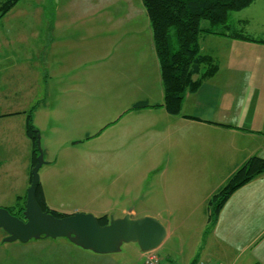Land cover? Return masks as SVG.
Here are the masks:
<instances>
[{"label":"crops","instance_id":"0c3cea01","mask_svg":"<svg viewBox=\"0 0 264 264\" xmlns=\"http://www.w3.org/2000/svg\"><path fill=\"white\" fill-rule=\"evenodd\" d=\"M44 4L28 9L32 22L25 21L37 32L35 53L0 57V202L6 203L1 208L26 206L33 170L26 134L31 116L39 133L51 124V131L65 137L58 155L55 146L47 153V178L53 174L71 184L74 175L95 177L101 169L99 175L122 184L112 198L133 208L125 206L114 219L154 218L169 225V241L177 236L183 247L192 241L188 255L169 248V264H264V175L238 190L209 230L212 198L248 160H264V39L231 33V26L230 35L251 41L203 35L201 52L215 60L218 71L186 96L175 117L164 107L161 68L142 0ZM49 70L56 96L53 106H44ZM115 87L131 105L84 104L86 96ZM139 103L150 107L133 110ZM84 140L99 146L86 155L85 174L76 170V153L68 147ZM111 195L114 190L107 201ZM192 224L198 225L199 238L190 234ZM143 261L144 254L139 264Z\"/></svg>","mask_w":264,"mask_h":264},{"label":"rangeland","instance_id":"374dc122","mask_svg":"<svg viewBox=\"0 0 264 264\" xmlns=\"http://www.w3.org/2000/svg\"><path fill=\"white\" fill-rule=\"evenodd\" d=\"M8 0H0V8ZM46 0H19L18 3L9 11L2 20H0V57L9 56L15 58L25 55L31 56L37 49V32L34 27L29 28L25 25V21L32 22V14L27 13L29 10L43 7ZM50 6L52 0H49ZM1 15V13H0ZM22 24V27L17 26ZM229 27L231 26V33H243L255 39H264V0L253 3L249 8L232 13L230 16ZM203 27H208L204 24ZM215 39V36H211ZM215 42V41H212ZM204 47V46H203ZM204 49H207L206 46ZM223 50V48H222ZM9 65V64H7ZM33 79V78H32ZM52 71L49 70L46 74L45 83V103L44 106H53L55 102V93L52 88ZM38 82V76L34 80ZM83 96H79V101ZM86 102L94 106H124L131 105V101L120 93L118 88L104 89L103 93L95 92L90 96H86ZM68 100V99H67ZM69 102V100H68ZM67 102V103H68ZM39 105V104H38ZM51 125V124H50ZM43 132H40V145L43 153L44 165L39 172L40 183L44 184L47 190L48 203L54 210L64 215L85 214L92 215L99 218L102 213H110V219L120 217L122 209L126 206L128 211L133 208L127 202L117 203L115 198L118 196L122 184L117 185L115 177H104L98 174L101 169L97 170L95 177H88L85 175H74L71 184H64L63 178L60 182L53 174H49L47 178V153L55 148L54 154H59V149L62 147L60 140L64 139V134L51 131L49 126ZM75 139V138H73ZM86 140L77 145H69L72 152L76 153L77 164L76 170L79 173L87 171V157L92 154L96 148L85 145ZM55 146V147H54ZM53 154V155H54ZM18 171L14 170V180L20 181ZM12 175V174H11ZM11 181V178L10 180ZM11 184L8 183L7 187ZM72 188V190H65ZM114 190V196L111 195V202L107 201L109 192ZM105 192L107 194H105ZM1 193V189H0ZM5 202H0L5 205ZM116 206L111 208V206ZM139 211V210H138ZM142 211V210H141ZM160 211L165 212L166 209ZM115 218V219H116ZM161 222V221H160ZM162 223V222H161ZM169 229V225H165ZM193 229L191 235L194 234L199 238V234L195 229L199 228L197 224H192ZM184 235V231H181ZM195 232V233H194ZM182 235V234H181ZM7 234L0 229V264H139L143 253L136 244L123 246L121 252L115 255H96L91 252L84 251L66 239L50 240L42 239L40 241H32L29 244H21L19 242L13 244L5 243ZM183 247L181 241L177 238L169 241V237L165 244L157 253L164 264H169V248L176 252L184 251L188 255L191 251L192 241L190 245L186 242ZM144 263V261H143Z\"/></svg>","mask_w":264,"mask_h":264},{"label":"trees","instance_id":"16d2710c","mask_svg":"<svg viewBox=\"0 0 264 264\" xmlns=\"http://www.w3.org/2000/svg\"><path fill=\"white\" fill-rule=\"evenodd\" d=\"M18 1L8 0L2 5L0 20L13 9ZM257 1L142 0L149 16L153 42L161 68L164 107L170 115L181 116L186 96L197 93L202 84L218 71L215 60L202 54L201 37L216 35L251 41L245 36L230 35L228 24L232 13L243 11ZM204 24L208 27H203ZM196 77L199 79L195 80ZM149 107L148 103H139L134 106L133 110L140 111ZM26 134L33 145L32 166L34 168L38 163L37 148L40 133L34 126L31 116L26 126ZM262 175H264V160L253 157L229 179L227 185L209 203L211 211L209 230L216 225L229 199L238 190ZM37 202L45 213L56 218L68 216L48 207L41 184L37 191ZM8 210L12 215L23 218V207L17 211ZM98 220L102 227L110 223L109 216H103Z\"/></svg>","mask_w":264,"mask_h":264},{"label":"water","instance_id":"95a60500","mask_svg":"<svg viewBox=\"0 0 264 264\" xmlns=\"http://www.w3.org/2000/svg\"><path fill=\"white\" fill-rule=\"evenodd\" d=\"M38 163L33 168L31 187L28 190L23 218L0 209V229L7 234L5 243L29 244L42 239H66L74 246L96 255L119 254L125 245L136 244L143 254L158 251L169 237V229L154 218L133 219L130 215L122 219H110L102 227L99 218L92 215L75 214L56 218L45 213L37 202L40 186L39 172L44 165L40 139L38 140Z\"/></svg>","mask_w":264,"mask_h":264},{"label":"built area","instance_id":"2783aa9c","mask_svg":"<svg viewBox=\"0 0 264 264\" xmlns=\"http://www.w3.org/2000/svg\"><path fill=\"white\" fill-rule=\"evenodd\" d=\"M144 264H164L156 252L144 254ZM198 264H208L200 262Z\"/></svg>","mask_w":264,"mask_h":264}]
</instances>
